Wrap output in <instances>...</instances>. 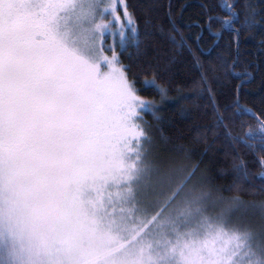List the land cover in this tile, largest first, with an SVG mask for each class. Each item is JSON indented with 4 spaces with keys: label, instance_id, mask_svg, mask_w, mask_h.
<instances>
[{
    "label": "snow or ice",
    "instance_id": "6c2138e0",
    "mask_svg": "<svg viewBox=\"0 0 264 264\" xmlns=\"http://www.w3.org/2000/svg\"><path fill=\"white\" fill-rule=\"evenodd\" d=\"M221 7L225 18L208 15L201 27L219 36V23L238 48L256 10L243 5L241 20L235 0ZM117 44L120 54L140 48L128 0H0V264H264V210L258 230L233 221L218 209L242 202L225 198L195 165H186L185 183L195 178L200 190L182 206L167 211L176 194L150 199L153 175L176 157L154 150L142 119L154 105ZM156 78L142 84L166 98ZM239 91L234 111L213 100L214 126L264 154V111L241 107ZM230 111L256 127L231 136Z\"/></svg>",
    "mask_w": 264,
    "mask_h": 264
},
{
    "label": "trees",
    "instance_id": "16d2710c",
    "mask_svg": "<svg viewBox=\"0 0 264 264\" xmlns=\"http://www.w3.org/2000/svg\"><path fill=\"white\" fill-rule=\"evenodd\" d=\"M128 2L135 7L140 48L120 54L118 46L117 53L122 63L132 65L136 87L142 89L139 94L154 105L152 111L142 114L153 141L176 158L187 157L188 162L183 160L180 170L186 178V165L190 163L197 167V175H205L215 189L223 190L225 198H238L243 206L264 204V193L260 192L264 188V167L259 164L264 154L232 143L224 128L214 126L213 118V100L220 110L226 105L235 110L237 85L241 107L251 108L256 115L264 111V51L260 44L264 39V0H235L241 20L243 5L256 10L241 31L238 48L231 32L222 31L219 23L212 28V32H220L219 36L201 27L208 15L225 18L223 0ZM203 6H207V12ZM233 58L235 65L229 67ZM154 73L156 84L167 92L166 98L156 88L142 84ZM227 115L231 120L225 123L233 137L242 136L249 126L256 127L251 116H233L231 111ZM239 164L246 165V173L237 170ZM190 182L195 185V178L186 184ZM197 189L200 190L198 186ZM239 209L247 210L242 206Z\"/></svg>",
    "mask_w": 264,
    "mask_h": 264
},
{
    "label": "rangeland",
    "instance_id": "374dc122",
    "mask_svg": "<svg viewBox=\"0 0 264 264\" xmlns=\"http://www.w3.org/2000/svg\"><path fill=\"white\" fill-rule=\"evenodd\" d=\"M112 44L113 38L111 36L107 37L105 47L110 48ZM117 50L118 44L116 47V51ZM105 54L111 56L110 51ZM153 148L154 150L160 149V147L154 141ZM176 159L177 160L172 161L169 166L163 168L159 173L153 175L151 182L149 183V190L153 193L150 196V199L154 204H162L166 198L176 194L175 200H173L171 205L168 207V212H171L182 206L185 200L190 199L194 193L198 191L197 187L194 188V185L191 182L189 185L185 183L186 176L180 171L183 168L182 166L184 164L182 161L184 159ZM242 207H246L247 210L235 208L229 210L228 205H221L218 211H228V215L233 221L237 219H244L251 222L253 227L258 230L261 212L264 210V204H251L250 206L242 205ZM165 214H167V212Z\"/></svg>",
    "mask_w": 264,
    "mask_h": 264
}]
</instances>
